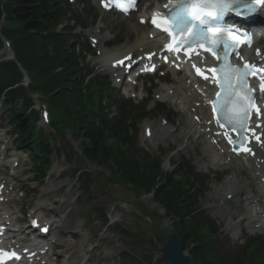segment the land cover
I'll return each instance as SVG.
<instances>
[{
  "label": "trees",
  "instance_id": "16d2710c",
  "mask_svg": "<svg viewBox=\"0 0 264 264\" xmlns=\"http://www.w3.org/2000/svg\"><path fill=\"white\" fill-rule=\"evenodd\" d=\"M3 10L9 24L4 28L3 35L12 39L18 62L38 84L31 87V91L40 90L48 96L56 117L65 119L75 136L82 139L86 159L107 167L113 176H119L139 190L155 191V201L174 221L182 248L193 245L195 264H226L217 255L216 241L212 240L216 228L207 216L198 211L197 204L190 202L192 199L185 191L190 182L192 185L198 182V176L182 175L181 182H176L171 176H162L157 164L137 156L130 143L126 120L115 119L111 122L105 116L98 115L102 114L100 102H97L98 94L91 92L86 102L89 109L84 106L74 51L57 44L61 37L54 34L55 29L70 20L59 0H6ZM3 10L0 0V17ZM51 43L57 44L53 56L49 49ZM21 82L22 75L15 63L0 66V95L19 85L10 90L6 97L13 122L23 129L22 145L34 149L39 156L44 153V159H37L35 163L47 168L52 155L48 141L42 142L41 138L36 137L31 118L24 117L20 112L18 100L27 95V91L20 86ZM54 92L57 93L51 96ZM95 122H99V128ZM110 139L114 141L112 147ZM245 256V262L235 258L233 262H264V251L260 248L254 254L246 253Z\"/></svg>",
  "mask_w": 264,
  "mask_h": 264
},
{
  "label": "rangeland",
  "instance_id": "374dc122",
  "mask_svg": "<svg viewBox=\"0 0 264 264\" xmlns=\"http://www.w3.org/2000/svg\"><path fill=\"white\" fill-rule=\"evenodd\" d=\"M85 17V16H84ZM72 25V24H70ZM121 25V26H119ZM71 27V26H70ZM114 34H118L120 39L124 40L125 45H129L133 43V39L130 35V33L133 32V37L135 34V28L130 26H124L123 23L120 24H112L110 27ZM95 28L90 27L88 30V33H92L95 31ZM67 30H63L65 33ZM80 32V31H78ZM127 39V40H125ZM130 42V43H129ZM61 43V42H57ZM55 46V45H54ZM53 47V46H51ZM95 67L98 71H101V59H98L95 62ZM5 114L0 109V140L1 143H5L6 146L13 148L14 145L11 140V136L8 131H5V127H8V125L5 123ZM169 119L172 120L175 124V127L178 125V121L180 119L179 115L175 116L174 114L169 115ZM153 125L155 129L159 128V126L162 124L161 120H154L150 122H146L144 125L141 126V132L139 134L140 142L142 144V147L147 150L148 153H156L161 152L164 150V147L166 146H172V147H178V150H182L184 148L185 143L182 141L181 144L178 145V143L175 141L174 138H169L166 141H159L158 139L154 140V143H147L146 139L144 137V128L146 125ZM39 127L42 131L50 133L51 130L49 129V124H44L42 121L39 122ZM174 128L173 130H175ZM67 136L64 140H61L59 144L62 147H66L65 151H69V146L73 148V163L76 167H78L83 160V158L80 155V147L81 142L72 137L71 133H65ZM58 144V145H59ZM68 144V145H67ZM154 144H160L158 149H155L153 146ZM153 145V146H151ZM5 146H2L0 144V149L3 151ZM64 151V150H63ZM179 153L185 154L188 159L195 164V166L199 169L200 172L209 173L211 170H214L216 172H223L220 171L218 168H207L205 166V162L201 160L200 155H197L195 150L190 149L189 151H180ZM12 155L15 157L14 159H20V168L19 172L21 174V177L19 180L22 182V185L18 182L17 185L19 186L20 190H27L29 189L26 186V180L28 178H33L32 175L30 176H22L23 172H26L29 170V161L24 153H22L23 156H19V153H12ZM182 156V155H181ZM178 154L174 156V159H178ZM173 159V160H174ZM92 167H90L91 169ZM68 167L65 165V159L59 160L54 157V165H53V172L51 173V179L48 180L47 184H45L41 189H36L32 194L26 196L23 198L21 203L18 206H14L12 211H19L21 209L28 210L29 208H35L37 206L41 205H49L47 207L48 209H52V202L55 198L54 196L51 198H47L44 195L51 191H58L61 189V191L58 193L60 194L63 199H59L60 205H63L62 210H66L67 212L71 210V214L63 221L60 222V224L63 226L66 231H72L77 232L79 238L82 237V247L81 250L84 251V257L81 256L79 252L74 253L67 252V254L70 257L69 264H84L86 260L91 256L92 252L95 251L97 254V260L96 264H119L120 259L119 255L122 251L121 246L119 245L118 239L113 235L112 231L110 233H106L104 230H102L101 223H99L98 220V209L104 211L107 213L109 219L113 221L114 225H120L125 230L131 231L133 234H135L138 238V240L144 244L148 250L152 251V254L154 255L155 252H157L156 247L157 241L151 242L147 236H145L143 227L141 228L137 223H135L130 216L129 210H127V205H132L135 201L133 191L128 190L125 186L119 185V184H109L105 181L100 182L97 175L94 174V182L91 185L90 191H91V197L90 200L87 201V197H84V200H81L80 202H76V196L81 195V190L79 189L78 184H74L72 180H61V178H58L60 176V172H63L64 170H67ZM171 166L167 167V170H171ZM94 171V169H93ZM101 177H108L111 175L108 168H105L103 166H100V169H98ZM26 175H29L28 173ZM226 180V179H225ZM224 180V181H225ZM11 181V179H10ZM223 181V182H224ZM222 182V183H223ZM109 186V189L107 188ZM212 188H215L212 187ZM215 189L210 190L209 193L206 195V199L203 202L206 206V208L211 209V213L214 214V218L217 222H219L221 225H223V229L225 230L226 237L232 238L234 241H231L233 245H238L239 243H244L245 239L249 236L257 235V234H264V232L259 231H253L247 226L244 225L245 230L241 228L236 229H229L228 228V219L224 217H220V215L216 216V213L220 211V209L217 207L218 204L215 203V200H211L210 196L213 195ZM20 195H17L16 198H19ZM58 197V195H57ZM55 200V199H54ZM37 203V204H36ZM122 203H125L124 205ZM39 204V205H38ZM151 209H154L153 205L147 204ZM127 206V208H126ZM53 212V211H52ZM162 214L161 212L159 213ZM91 222H90V220ZM169 225L165 223L162 226V231L164 235H168L169 233ZM228 240L227 238H225ZM64 242H70V243H78L79 240H72L70 237L63 240ZM229 241V240H228ZM154 250V253H153ZM61 252H64L63 250L58 251L57 253L60 254ZM78 254V255H77ZM137 261L138 258H141V253L137 252ZM159 257H156V264H164L163 261H160L158 259ZM142 261V259H141ZM260 264H263L261 261Z\"/></svg>",
  "mask_w": 264,
  "mask_h": 264
},
{
  "label": "snow or ice",
  "instance_id": "6c2138e0",
  "mask_svg": "<svg viewBox=\"0 0 264 264\" xmlns=\"http://www.w3.org/2000/svg\"><path fill=\"white\" fill-rule=\"evenodd\" d=\"M130 7H135V0H126ZM176 10L172 13L173 26H185L186 21L190 18L193 23L190 25L194 31L189 32L190 39H183L182 45H188V50L184 51V55L191 58V54L194 49L191 47L193 44L199 42V48L206 52H210L215 59L222 60V66L219 69H204L201 70L195 64L193 68L197 75L203 76L204 71L212 72L214 82L220 91L217 92V99L213 103V113L217 115L216 123L224 128L226 125H231L235 132H239L241 129H247L249 113L251 110H255L257 114H260V110L255 106L254 93L247 85V78L250 75H256L262 69H257L254 65L247 62L243 64V68L233 66L229 61V49L235 51L236 43L241 42L243 37L248 36L247 32H241L239 27L229 25L227 27H220L219 22L225 19L228 14H234L241 18H249L257 15L259 11L264 8V0H178V3L174 6ZM143 22V21H142ZM212 22H216L215 24ZM152 23L159 28L161 23H167V21L158 22L154 17ZM163 31L167 32L170 36L172 32L169 28H164ZM183 35V34H182ZM212 38V48H206L204 41ZM175 40V37H173ZM229 40L232 42L230 43ZM250 46V40L244 41ZM222 47L224 49V56L220 57L213 49ZM169 50L180 52V47L170 46ZM198 54V52H197ZM259 55V50H257ZM242 59V57H237ZM117 65H122L123 61H117ZM204 79L208 77L204 76ZM260 79L264 80V76ZM261 91L264 92V83L261 84ZM223 114L222 123L218 117V114ZM255 136V133H253ZM257 142H260L259 136H255ZM229 144H234L232 139H229ZM245 142L242 141L239 150L233 146V151L236 154L240 152L254 155L250 149L243 146ZM43 231H47V228H43ZM7 255L10 259H20L16 253L6 254L0 253V264H5L3 257Z\"/></svg>",
  "mask_w": 264,
  "mask_h": 264
},
{
  "label": "bare ground",
  "instance_id": "6f19581e",
  "mask_svg": "<svg viewBox=\"0 0 264 264\" xmlns=\"http://www.w3.org/2000/svg\"><path fill=\"white\" fill-rule=\"evenodd\" d=\"M101 29L102 26L98 28V30ZM96 34L92 38L97 40L100 39L99 33ZM130 35L134 38L133 32L130 33ZM153 43L154 42L149 41L148 34L143 33L142 35L136 37L135 43L127 50L125 55H117L113 58H108L106 55H103V57H106V60L102 62L106 68L105 71L108 70L112 63L122 60L129 54L138 53L141 56L142 54H149V51L147 50L152 49ZM187 89L188 87L185 82H182L177 87H171L164 90V94L162 96L163 99H166L171 103H174L175 100V105H182L184 108L182 114L188 117L185 124V132H180L178 135L179 138L186 139L184 150L187 151L191 148L199 147L200 153L206 160L207 165L221 167L226 171H231L232 178L228 179L227 182L223 184L224 189L222 191H218L216 193L222 203H226L225 205L229 206L227 209H222L221 212L225 216L229 217L231 222H233L236 218L239 219L237 223H230L228 225L229 228L240 227L244 223H248L251 228L264 229V190L261 188L259 183L260 179H264V174L262 175L259 170H256L255 163L252 160L251 163L248 164V167H246V164L240 160L229 161V155L222 152V143H219L220 147L217 148L213 144L207 142L206 135L211 134V130H207V124L210 122L205 102L207 95L205 94V97H200L199 95L196 97ZM169 92H173L172 95H170ZM189 93L190 96L188 95ZM170 134L174 135V133L163 132L162 129H159L152 133V137L165 139ZM261 151H263V149H260L259 153H261L264 158V154ZM1 157L2 156L0 155V160L2 159ZM262 157L260 159H263ZM260 159H258V161L262 163V160ZM14 163V161L11 163V167L4 166V169L0 170V175L5 176L7 169L8 172H11ZM241 177L245 178L246 184L239 187V184H241ZM35 216H40L39 211L35 212ZM1 220H3L4 223L8 222L11 224L14 223V221H19L16 217V213L10 214L8 212H4L0 207V221ZM56 230H58V228L54 231ZM14 237H17L16 240H18V243L22 241L20 235H15ZM12 240L13 239L11 238L10 241ZM73 250L78 251L79 245H68L66 252ZM42 262L49 264L47 259H42L39 264ZM59 264H61V261H59Z\"/></svg>",
  "mask_w": 264,
  "mask_h": 264
},
{
  "label": "water",
  "instance_id": "95a60500",
  "mask_svg": "<svg viewBox=\"0 0 264 264\" xmlns=\"http://www.w3.org/2000/svg\"><path fill=\"white\" fill-rule=\"evenodd\" d=\"M161 252L170 264H191L190 258L181 252L176 236L171 237V239L162 246Z\"/></svg>",
  "mask_w": 264,
  "mask_h": 264
}]
</instances>
